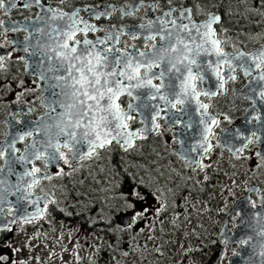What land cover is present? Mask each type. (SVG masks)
<instances>
[{
    "label": "snow or ice",
    "instance_id": "6c2138e0",
    "mask_svg": "<svg viewBox=\"0 0 264 264\" xmlns=\"http://www.w3.org/2000/svg\"><path fill=\"white\" fill-rule=\"evenodd\" d=\"M59 2L64 4L65 0ZM173 3L167 0L166 10L160 7V0H132L120 7L109 4L99 10L65 11L46 7L41 0H28L25 8L35 4L41 9L35 19L28 18L26 23L0 20L5 35L26 33L22 42L11 43L26 54L27 59H20L30 69L46 109L34 121L10 114L8 130L0 140V221L43 220L49 205L57 201L54 194H38L42 181L72 175L87 161L99 160L113 144L124 152L136 149L137 141L161 135V120L166 130L175 132L172 142L178 145L177 154L193 170H202L204 158L216 147L237 157L250 146L259 147L255 155L264 161V44L254 51L235 45L227 51L228 38L223 35L226 30L220 15L204 13L197 5L196 14L205 18L196 20L192 7H173ZM16 7V0H0V12L5 16ZM256 7L264 8V0H257ZM141 10L144 17L138 24L120 27L111 24L101 28L81 15L88 12L89 17L99 20L119 13L120 19H127L137 18ZM154 11L160 14L152 16ZM98 32L103 35L95 36ZM90 33L94 39L89 38ZM122 37L140 44L125 42L121 46ZM4 70L5 57L0 56V71ZM241 77L246 83L233 93V107L236 100L244 99L249 108L242 126L221 129L225 135L220 137L216 129L222 121L210 111L211 101L226 94V85ZM224 120L232 122L228 116ZM137 121L141 127L134 128ZM52 168L56 171H49ZM113 168L124 209L121 221H127V228L153 210L157 215L164 211L163 197L168 190L136 173L116 165ZM249 191L259 197L262 211L241 221L254 235L237 243L251 247L248 264H264V195L258 189ZM248 204L252 209L258 207L251 198ZM154 205L158 206L154 209ZM2 230L12 231L10 227ZM0 260L8 257L0 256Z\"/></svg>",
    "mask_w": 264,
    "mask_h": 264
},
{
    "label": "flooded vegetation",
    "instance_id": "af4514ba",
    "mask_svg": "<svg viewBox=\"0 0 264 264\" xmlns=\"http://www.w3.org/2000/svg\"><path fill=\"white\" fill-rule=\"evenodd\" d=\"M27 2L28 0H16L17 7L9 9L8 16L0 12V20L8 23H26L28 18L35 19L41 9L35 4L25 8L24 4ZM126 2L131 3L132 0H65L64 4H60L59 0H41L46 7L51 5L65 11L76 8L99 10L109 4L120 7ZM180 5L192 7L196 20L205 18L203 14H196L197 5L203 8L204 13L211 11L220 15L222 27L226 30L223 35L228 38L227 51H231L234 45L245 51H254L264 44V19L261 24L263 28L256 26L255 30L247 32H240L239 21L228 27L227 0H174L172 6ZM160 7L166 10L167 0H160ZM150 14L155 16L160 12L154 11ZM81 15L85 16L89 23L105 28L111 24L118 27L138 24L140 18L144 17V11L141 10L137 18L127 19H120L119 13L111 18L102 17L99 20L89 17L88 12L82 11ZM217 28L219 30L220 25ZM25 35L24 32H8L5 35L3 30H0V45H3L0 47V56L5 57V70L0 71V140L8 130L6 125L10 114L15 113L17 119L34 121L46 111L40 99L41 92L29 75L30 69H26L24 60L20 59L21 56L27 59L26 54L20 51L18 44L11 43L22 42ZM101 35L103 33L95 34ZM95 36L89 34V38L94 39ZM125 42L140 44L139 41H128L127 37H122L121 46ZM245 83L242 77L230 82L226 85L228 89L226 94L214 97L211 101L210 111L213 115L218 114L222 121L220 128L216 129L220 137L225 135L221 129L232 130L242 126L249 103L239 99L235 101L236 107H233V93L239 92ZM225 116L230 117L232 122L224 120ZM160 123L161 135L153 134L147 140L137 141L134 150L124 152L118 145L113 144L102 153L99 160L87 161L72 175L63 178L54 176L50 181H42L36 191L41 196L44 192L54 194L53 198L57 204L49 205V214L43 220L12 224L0 221V256L8 257L6 261L0 260V264H29V256L33 259L32 264H39L40 257L44 255L52 260L54 257L55 260L63 259V264L68 253L78 259L81 242L86 241L85 245L90 246L88 241L92 237L100 238L103 243L99 247H94L91 254H87L88 264H116L117 257L121 260L134 258L136 264H189L198 254L201 263L207 264L218 246L224 251L220 262L227 255L228 248L232 251L236 247L239 249L238 245L232 248L226 237L220 235L225 224H228L231 234L238 230L242 213L235 211V206L239 200L251 198L258 205L254 210L260 209L259 197L249 189H258L260 194L264 195V161L255 155V152L261 149L250 146V150L237 157L223 147H216L204 158L205 167L202 170L200 168L193 170L177 154L178 145L172 142L175 132L166 130L163 120ZM133 127L139 128L141 125L137 121ZM113 165L122 171L136 173L143 180L158 183L161 188L168 190L163 197L166 205L164 211L157 215L153 210L146 219L137 221L131 229L127 228V221H121L124 209L119 203L121 199L119 178H113L116 171ZM17 170H21L19 166ZM49 171L55 172L56 169L52 168ZM12 179L15 180V177ZM230 182L237 183L231 186L238 190V199L230 211L217 213L219 223L211 229L217 232L215 244L209 243L208 248L202 250L201 247L204 248L208 240L207 224L212 207L217 201V194L227 193ZM78 185H81V189ZM80 191L88 193V201L85 202V196L82 195L84 193ZM75 194L82 195V200L77 199ZM9 199L15 201V197ZM157 206L154 205V209ZM28 211L31 212L33 209L29 208ZM62 224L65 227L72 226V230L76 227L81 229L78 231L79 235L73 237L72 245L75 248L73 251L63 243L67 237L66 232L62 233L61 239L57 238ZM5 227H10L12 231H3ZM5 241L7 243H4ZM175 245L184 249L178 255L173 251ZM130 246L135 247L134 250L127 248ZM179 255H182V262L178 261ZM52 263L50 260L49 264ZM78 263L84 264L85 259H78Z\"/></svg>",
    "mask_w": 264,
    "mask_h": 264
},
{
    "label": "rangeland",
    "instance_id": "374dc122",
    "mask_svg": "<svg viewBox=\"0 0 264 264\" xmlns=\"http://www.w3.org/2000/svg\"><path fill=\"white\" fill-rule=\"evenodd\" d=\"M256 5H257V0H227L226 10L228 14L227 15L228 27L233 22L236 23L237 21H239L240 22V32H247L249 30H255L256 26L257 28H263L261 24L263 22L264 15H260L258 13L264 12V8L257 9ZM162 183H165V182H162ZM236 184H237L236 182L228 183V186H229L228 192L217 194V201L212 207V212L210 213V220L207 224L206 237L208 238V240L206 241L204 248L203 246L201 247L202 250L203 249L205 250L206 248H208L209 243L215 244V239L217 238V232L215 230L212 231L211 229L212 227L215 228V226L219 223V217L217 216V213H220L221 211L225 212L226 210L230 211L231 207L235 204V201L238 199V196H239L238 190L232 188L231 186V185H236ZM80 186L81 185H78L79 189H81ZM63 193H65V191H63ZM80 193H84V192L80 191ZM82 195L85 196L84 198L85 202L88 201V197H87L88 193H84ZM82 195L75 194V197L77 199L82 200V197H81ZM71 227L72 226L65 227V225L62 224L57 238L61 239L62 233L66 232L67 237L64 239L63 243L66 244V246L70 247L69 248L70 251H73L75 250V248L72 245L73 237L78 236L79 235L78 231L81 229L76 227L75 230H72ZM88 242L90 246L85 245L86 241L81 242V246H80L81 251L79 252L78 259L84 258L85 259L84 264H88L86 263L87 254L89 253L91 254L94 247H99L103 243V241L98 237H92ZM127 248L130 250H134L135 247L130 246ZM183 250L184 249L182 248V246H179V245L173 246V251L175 255L180 254ZM234 253L239 254V249L237 247L233 251L228 248L227 255L222 260V262H220V264H230L231 257L235 256ZM198 255H197V258L189 262V264H202L198 258ZM40 259L41 261L39 262V264L41 263L49 264L50 260H51V263L53 262L52 264H62L63 262V259L55 260L56 257H54V260H52L47 255L40 257ZM78 259L74 258L73 256L70 255V253H68V256H65L64 258L63 264L65 263L66 264H79ZM178 259H179L178 261L182 262V255H179ZM32 261H33L32 257L29 256V261H28L29 264H32ZM115 261H116V264H136V261L134 260V258H127V259L121 260L120 257H117Z\"/></svg>",
    "mask_w": 264,
    "mask_h": 264
},
{
    "label": "water",
    "instance_id": "95a60500",
    "mask_svg": "<svg viewBox=\"0 0 264 264\" xmlns=\"http://www.w3.org/2000/svg\"><path fill=\"white\" fill-rule=\"evenodd\" d=\"M235 211H241L242 213V219L243 220H250L251 219V213L256 211H262V209L254 210L250 207L248 204V198H244L242 200H239L235 206ZM239 221L238 223V230L234 233H230V229L228 227V224H225L220 236H225L227 239L228 244L233 248L235 245L239 246V254L233 256L230 259V264H248V257L252 252L251 247L249 246H240L237 241L246 235H254L250 232V230L247 228L246 223H241ZM255 243V241H254ZM224 254L222 247H216L213 255L209 259L207 264H219L222 256Z\"/></svg>",
    "mask_w": 264,
    "mask_h": 264
}]
</instances>
